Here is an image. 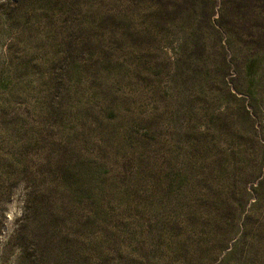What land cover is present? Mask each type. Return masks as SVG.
Returning a JSON list of instances; mask_svg holds the SVG:
<instances>
[{
  "label": "rangeland",
  "instance_id": "1",
  "mask_svg": "<svg viewBox=\"0 0 264 264\" xmlns=\"http://www.w3.org/2000/svg\"><path fill=\"white\" fill-rule=\"evenodd\" d=\"M0 264H264V0H0Z\"/></svg>",
  "mask_w": 264,
  "mask_h": 264
}]
</instances>
